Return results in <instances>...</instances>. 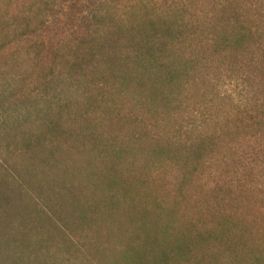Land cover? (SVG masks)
<instances>
[{
  "label": "rangeland",
  "instance_id": "obj_1",
  "mask_svg": "<svg viewBox=\"0 0 264 264\" xmlns=\"http://www.w3.org/2000/svg\"><path fill=\"white\" fill-rule=\"evenodd\" d=\"M45 1L0 0V264H163L165 252L164 264H195L189 253L201 251L199 241L192 251L185 243L196 237V228L209 227L211 220L201 223L199 212L218 202L221 212L207 216L226 218L242 232L253 222L264 229V155L242 170L241 146L225 134L216 141L206 175L187 174L188 168L181 170L165 153L170 151L166 145L179 149L181 142L171 138L177 130L185 133L179 140L188 138L194 122L188 116L183 128L180 116L164 120L170 124L166 130L160 119L148 117L145 126L156 131L146 133L157 134L162 151L154 150L152 138L136 142L133 128L112 117L136 109L143 97L139 87L119 93L126 82L108 75L98 58L94 62L102 66L96 72L72 70L63 56L70 54L65 48L74 35L58 31L68 4ZM142 11L141 6L133 9L136 15ZM49 17L50 23L43 24ZM36 31L37 36L30 35ZM242 90L241 79L223 73L205 83L185 81L173 89L172 98L186 101L190 109L199 100L209 106L226 103L221 117L202 130L204 136L217 132L220 137L224 117L233 110L227 109L246 96ZM97 106L104 114L95 111ZM139 111L147 114V109ZM50 119L63 135L46 130ZM91 132L101 134V142L89 138ZM115 147L125 148L119 149L121 158ZM49 149L58 150L53 161L45 153ZM246 185L252 187L250 200L241 193ZM249 211L257 220L247 218ZM212 250L203 264H232L239 257L219 245Z\"/></svg>",
  "mask_w": 264,
  "mask_h": 264
},
{
  "label": "trees",
  "instance_id": "obj_2",
  "mask_svg": "<svg viewBox=\"0 0 264 264\" xmlns=\"http://www.w3.org/2000/svg\"><path fill=\"white\" fill-rule=\"evenodd\" d=\"M64 1L65 6H68L59 15L62 18L59 19L58 31L62 35L68 33L69 38L74 35L75 40L73 44L67 43L65 48L70 53L67 57L63 56L67 65L78 71V75H84L101 68L100 63L94 62L98 58L104 63L108 75L123 78V82H126L127 88L119 87V93H126L135 86L142 92L140 95L143 97L140 96L139 103H136L138 106L131 114L118 111L112 117L115 121H126L133 128L136 142L142 144L152 138L157 143L154 150L162 151L157 134L146 133V130L156 131L145 126L148 117L160 119L166 130L170 124H164L177 119L174 118L175 115L181 117L179 121L182 128L185 116H188L194 119L191 130L186 133L188 138L179 140L185 133L177 130L171 138L176 143H182L178 144L179 149L166 145L170 151L165 155L174 160L181 170L188 168L187 174L200 173L204 177L206 168L211 165L214 157L216 141L225 134L233 136V140L238 141L237 145L241 146L242 170L258 163L259 154L264 155V0ZM55 6L56 4L49 5L48 8L52 10ZM136 6L143 7L138 16L133 12ZM50 21L51 17L44 20L43 24L48 25ZM109 24L114 25V29L111 27L105 32ZM36 33L38 31L30 35L37 36ZM77 34H81L80 38ZM44 43L40 46H44ZM89 59H93V62ZM223 73H232L241 79L242 91L246 96L241 104L227 109L233 110L224 117L226 123L220 137L216 136L217 132L204 136L202 130L206 124L221 117L220 110L226 107V103L209 106L208 101L199 100L190 109L186 101H181L179 97L172 98L173 89H178L185 81L205 83ZM146 78L149 80V91L144 89ZM97 99L98 96L92 97L94 102ZM116 104L113 103V110L119 107ZM141 109H147V114H142L139 111ZM95 111L101 115L103 108L97 106ZM45 126L54 136V131L63 135L56 120L50 119ZM88 137L96 142H101L102 139L101 134L97 136L94 132ZM168 139L171 140L169 137ZM115 149L121 158L119 153L122 151L119 149L125 148ZM58 150L45 151L50 153L46 155L51 156L50 161L56 158ZM177 152L181 153L176 155ZM42 157H45L44 151ZM185 180L187 181L184 178L182 187L179 188L180 193H184ZM241 193L250 200L253 195L252 187L244 186ZM222 204L218 202L211 205L210 209L199 212L201 215L198 219L201 223L205 220H211V223L209 227L196 228V237L185 243L188 247L186 251H192V246L197 244L196 240L202 248L195 255L189 253V256L196 261L195 264H203L211 256L207 251L214 253L212 246L219 245L233 256H239L232 264H264V229L255 222L251 223V226L244 229L249 237L247 238L239 224L229 222L226 218L221 220L215 216H207L216 214V211L221 212ZM246 215L247 218L257 220L258 215L252 211ZM168 259L165 252L162 261L165 263ZM186 264L190 263L186 261ZM207 264L216 263L209 260Z\"/></svg>",
  "mask_w": 264,
  "mask_h": 264
}]
</instances>
